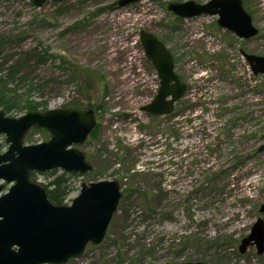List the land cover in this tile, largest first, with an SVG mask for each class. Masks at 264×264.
Segmentation results:
<instances>
[{
	"label": "rangeland",
	"instance_id": "obj_1",
	"mask_svg": "<svg viewBox=\"0 0 264 264\" xmlns=\"http://www.w3.org/2000/svg\"><path fill=\"white\" fill-rule=\"evenodd\" d=\"M114 1L46 0L36 7L29 0H0V35L21 37L1 56L36 46L48 56L31 62L22 79L8 81L15 107L7 114L25 113L31 100L46 102L47 109L72 100L94 109L95 136L79 147L92 170L72 178L68 199L90 181L117 180L121 187L106 239L66 264H262L264 252L257 254L254 245L238 250L256 219L264 220V149H258L264 143V75H254L239 50L264 55V0H242L259 29L247 40L220 27L216 15L182 18L167 9L187 0L124 7ZM142 29L164 42L187 85L164 116L139 111L159 84L139 42ZM200 30L211 38H194ZM48 137L33 129L24 142ZM6 145L0 136V150ZM48 178L35 175L38 182Z\"/></svg>",
	"mask_w": 264,
	"mask_h": 264
},
{
	"label": "water",
	"instance_id": "obj_2",
	"mask_svg": "<svg viewBox=\"0 0 264 264\" xmlns=\"http://www.w3.org/2000/svg\"><path fill=\"white\" fill-rule=\"evenodd\" d=\"M30 1L40 7L46 0ZM139 1L116 0L114 5L124 7ZM167 9L183 18L217 15L220 27L242 39L258 34L242 0L170 2ZM139 40L160 79L156 95L140 110L157 116L170 114L175 102L184 95L186 84L174 72L173 57L161 40L146 30H140ZM240 54L255 75H264V55L244 50H240ZM95 123L92 110L79 108L32 111L15 117L6 116L0 110V136L4 135L7 143V148L0 152V264H66L81 257L89 244L96 247L104 241L121 197L117 180L83 183L69 204L56 205L49 200L41 184L29 179L33 172L53 169L76 174L89 172L92 166L78 146L85 142ZM36 128L49 132V138L24 144V136ZM262 138L264 140V134ZM258 149H264V143ZM6 185L8 187L4 190ZM259 210L264 213V203ZM252 245L257 254L264 252L262 218H257L250 233L240 240L239 252L243 253ZM163 264L211 263L181 261Z\"/></svg>",
	"mask_w": 264,
	"mask_h": 264
},
{
	"label": "trees",
	"instance_id": "obj_3",
	"mask_svg": "<svg viewBox=\"0 0 264 264\" xmlns=\"http://www.w3.org/2000/svg\"><path fill=\"white\" fill-rule=\"evenodd\" d=\"M21 37H3L0 35V106L3 108V112L7 114L10 110L15 107V103L13 100L8 97V89H6V84L8 81H13L16 77L22 79L23 71H27L33 62L35 65L42 63L47 59V52L42 51L40 47H33L27 51L21 53H10L4 56H1V53L5 49L14 43H19ZM40 49V51L38 50ZM21 76V77H20ZM39 89L38 85H35ZM104 93H107L106 88H104ZM64 108H83V105L79 104L78 101H69L63 105ZM23 108L26 112L29 111H45L47 110L46 102L42 101H26L23 105ZM101 108L100 105H96V110ZM97 130V126L91 132L92 136H95ZM60 170H51L45 172L48 180L45 182H40L46 190L47 196L49 200L54 204H62L67 202L68 197L73 190L72 186V178L77 176L76 174L66 173ZM34 173L30 174V179L32 181H36ZM152 199H155L154 195H151ZM146 200L148 209L154 211L153 208L150 207L151 199L147 201L148 195L145 193L143 195ZM218 255V254H217Z\"/></svg>",
	"mask_w": 264,
	"mask_h": 264
}]
</instances>
